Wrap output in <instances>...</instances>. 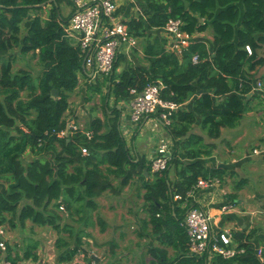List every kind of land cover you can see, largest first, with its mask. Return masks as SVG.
<instances>
[{
	"label": "trees",
	"instance_id": "trees-1",
	"mask_svg": "<svg viewBox=\"0 0 264 264\" xmlns=\"http://www.w3.org/2000/svg\"><path fill=\"white\" fill-rule=\"evenodd\" d=\"M63 1L72 6L66 16L61 12ZM141 1L144 17H132L125 23L137 43L140 41L146 63L130 62L117 72L122 59L119 56L112 72L99 76L97 86L91 89L100 93V86L105 87L101 96L104 119L93 120L88 139L86 131L81 130L56 134L67 129L68 98L76 89L79 76L86 73L78 43L64 31L74 9L72 0H0V56L17 46L22 54L34 52L41 65L33 77L22 70L12 72L8 57L0 64V226L8 223L15 228L17 221L23 227L27 220L48 226L58 235V259L71 260L83 242L84 216L98 208L96 197L111 188L109 174L123 175L120 183L125 185L131 170L137 169L141 178L143 169L149 170L146 160L135 162L126 147L116 105L130 100L131 87L141 91L147 84H158L162 86V97L180 105L191 100L192 109L179 107L166 127L174 145L180 144L184 151L174 153L168 168L154 173L153 182L143 184L152 233L157 234L162 247L149 248L151 258L147 264H264V254L262 258L256 256V245L245 240L243 233L233 234L234 243L244 248L241 254L231 258L207 252L190 255L188 238L180 225L190 205L178 209V203L186 200V192L198 176L218 177L225 172L201 162L199 158L209 156L214 143L193 146L203 141V136L190 132L199 119L198 126L205 137L218 138L221 128L235 127L241 119L246 110L243 96L251 92L256 81L249 71L264 63V0ZM168 17L181 18L182 28L189 33L209 29V47L206 42L195 40L181 55L169 51L167 38L150 33L160 30ZM245 45L250 46L251 53ZM194 54L198 55L195 63L191 58ZM52 89L57 90L56 95H52ZM22 91H27V98L21 97ZM111 99L113 105L108 107ZM82 146L87 147V155L81 154ZM24 153L32 158L23 162ZM171 164L179 169L180 178L175 184L166 176ZM175 194H180L181 199L174 201ZM60 207L71 219L63 225ZM73 223L80 227L72 246L59 234L67 231L72 236ZM97 223L104 221L97 217ZM167 247L172 249L170 256ZM33 252L26 249L20 257L36 260ZM20 257L12 256L7 248L6 258L11 264H18ZM87 259L92 263L90 255Z\"/></svg>",
	"mask_w": 264,
	"mask_h": 264
},
{
	"label": "crops",
	"instance_id": "crops-1",
	"mask_svg": "<svg viewBox=\"0 0 264 264\" xmlns=\"http://www.w3.org/2000/svg\"><path fill=\"white\" fill-rule=\"evenodd\" d=\"M116 4V14L124 23L132 17H144L141 0H116ZM150 33H157L165 37L162 28L152 30ZM194 36L195 40H202L209 47V42L212 40V33L209 29L204 32H196ZM119 52L116 57L117 63L119 62V56H122V59L115 69L117 72L121 71L127 63L143 64V62H146L143 60L140 41L131 51L122 48ZM249 72L252 79L262 81L264 86V63L255 66ZM99 76V74L91 72L83 73L79 76L76 89L70 94L69 100L70 102L73 101V103H70V107H73V114L69 118L66 116L67 121H75V118H78L80 114H86L89 124L84 131H91L90 126L94 119H104L105 106L102 103L101 96L105 92V87L100 86L102 93L91 89V87L97 86ZM79 94H82L80 100L83 101V104L81 106L78 105L79 102H74ZM243 97L246 101V110L243 112L238 124L232 128H221V134L218 138L205 137V134L198 128L199 119L193 125L190 134L203 136L201 137L203 141L199 140L193 146L198 145L199 147L203 142L214 143L211 154L199 158L201 162L209 168H223L225 172L221 176L222 180L211 175L198 176L197 180L206 179L208 182L210 181L209 187H196L195 183L192 194L186 196L184 202L178 203V209H182L187 203L190 206L192 204L200 206L210 216L212 231L229 230L232 234L243 233L245 240L247 238L250 243L257 246L264 242V156H250L249 153L253 146L264 144V90H252ZM84 103L90 106L87 105L86 109ZM112 105L113 100L111 99L108 107ZM116 107L120 110L118 123L126 147L131 156L135 158V162L139 159H145L149 170L147 171V168L143 169V178L137 173V169L135 171L131 170V177L125 185L120 183L123 175L109 174L108 179L111 188H107L96 197L98 208L89 212L86 216V222L89 225L86 229L87 240L84 244L87 252H90L91 257L93 256L92 259L95 264H126L127 259H111L114 253H120L123 250L126 243L131 244L136 255L142 253L145 250L144 248L147 247V252L141 255L146 254V259L150 260L151 256L148 252L150 246L148 245L152 241L154 243L157 238V234L152 233V225L149 222V203L145 202L143 198L145 193L143 184L153 182L155 172L150 170V159L154 155L158 139L162 136L169 137V134L165 125L157 119V116L145 118L139 124L131 123L129 100H121ZM180 107L191 110V100L184 102ZM108 113L110 112L108 111ZM148 123L152 124V130L157 133L158 139L155 141L152 140V137H141L143 127ZM225 135H230V137H225ZM182 139L187 141L188 138L183 137ZM225 142H227V145L224 147ZM180 147V144L174 145L176 152L184 151V149L180 150ZM181 158L184 161L186 160L184 157ZM101 167L104 169L106 164L103 163ZM127 169L129 171L130 167L128 166ZM178 170L173 164L168 169L166 176L172 184H175L180 178L177 174ZM227 171H230V188L225 183L227 179L229 180ZM214 180L218 182H213ZM180 199L173 198L174 201ZM227 200L232 201L236 207L222 212L221 206ZM185 213L180 222L183 228ZM97 217H100L104 223H97ZM141 233L142 235H140ZM143 237L146 238V241H143ZM14 243V237L7 233L6 245L7 248L12 249V256L17 255L12 248ZM235 243L237 242L235 241ZM123 255H125L124 252L121 256ZM28 259L21 258L19 263L28 264L26 262ZM88 262V264L91 263L90 260Z\"/></svg>",
	"mask_w": 264,
	"mask_h": 264
},
{
	"label": "built area",
	"instance_id": "built-area-1",
	"mask_svg": "<svg viewBox=\"0 0 264 264\" xmlns=\"http://www.w3.org/2000/svg\"><path fill=\"white\" fill-rule=\"evenodd\" d=\"M73 12L70 15L64 31L67 36L76 40L82 54V68L84 72L108 75L112 72L114 61L120 49L134 47L137 40L132 36L127 25L121 21L116 14V0H72ZM183 21L179 17H168L162 30L167 38L166 48L181 55L183 50L195 41V33H189L183 28ZM248 53H251L249 45H245ZM192 61H198V55H192ZM252 90L263 91V83L256 80L252 84ZM162 86L158 84H147L141 91L135 87L129 89L131 98L129 100L130 120L141 123L145 118L157 116L165 127L171 123L172 115L180 107V104L161 96ZM251 90V91H252ZM68 129L56 133L63 136ZM88 139L91 132L86 131ZM82 155L88 154L85 146L80 148ZM177 153L174 141L171 137H160L157 141L156 150L150 159V170L161 172L168 168ZM250 156H264V144L253 146ZM213 182H218L214 180ZM206 179H198L196 187H209ZM194 186V187H195ZM193 187L186 192V196L192 194ZM225 194V193H223ZM174 199L181 196L175 194ZM236 205L227 200L222 204L221 210L229 211L235 209ZM183 226L187 235V247L190 255H201L204 252L218 254L223 258H231L236 254L244 252V248L238 247L233 240V234L229 230L214 232L211 230L210 216L200 206H190L186 210ZM6 230L0 226V264H11L6 258ZM256 256L262 258L264 254V242L254 248Z\"/></svg>",
	"mask_w": 264,
	"mask_h": 264
},
{
	"label": "rangeland",
	"instance_id": "rangeland-1",
	"mask_svg": "<svg viewBox=\"0 0 264 264\" xmlns=\"http://www.w3.org/2000/svg\"><path fill=\"white\" fill-rule=\"evenodd\" d=\"M71 9L72 8H71V5H69V3H67L66 1L62 2L61 12L64 16L68 15L69 12L71 11ZM43 15H45L44 12H43ZM23 32H24V30L22 27L20 34L22 35ZM132 49H133V47H130L127 49V51H131ZM5 55L6 56H0V64L3 61H5L7 59V57L10 58L11 59V66H12V72H16L17 70H22V71L28 72L29 74H31V76L35 77L40 71L41 65L39 63L38 56L36 54H34V52H28L26 54H22L19 51V47L14 46L13 49L10 50ZM145 63L146 62H143V64H145ZM26 94H27V91H22L21 97L27 98ZM69 98H70V96H69ZM69 98H68L69 109L65 112V115L68 118L71 117L73 114V107H70V103H73V101L70 102ZM81 98H82V94H79V96L75 98L76 100H74V102H79V104H78L79 106H81V104H83V101L80 100ZM87 105L90 106L89 104L84 103V108L87 109ZM75 121H69L67 123L68 126L73 128L72 133H75L76 131H79V130L84 131L89 124L88 116L86 114H80L78 118H75ZM131 123H133V122H131ZM151 126H152V124L148 123L147 125H145L143 127V132L141 134V137H152V140L155 141L158 139L157 133L152 130ZM225 137H230V135H225ZM223 142H224V140H223ZM218 143H219V141H218ZM226 145H227V142H225L224 147ZM79 150H80V147H79ZM31 158H32V156L28 153L22 154L23 162H26L27 160H29ZM221 169H223V168H221ZM227 174L229 175V180L227 179V181L225 183L230 188V171H227ZM218 177L222 180L221 174ZM58 211H59V214L61 215L62 221H60V222L62 225L68 221H71L70 217L69 218L67 217L65 210L63 208H61V207L58 208ZM8 217H9V215L7 216V218ZM85 217H86V215L84 216L83 223L81 222V227H82L83 231L85 232L83 234V238H82L83 242L81 243L77 253L69 261H63V260L58 259L57 252H56L57 250L55 247V241H56V238L58 235L50 227L38 226L36 224H33L29 220L25 221V224L23 225V227L19 226L17 221H14V223L16 224L15 228L9 226L8 223H4V225H2V226L6 230V235L8 233L10 236L14 237L15 243L13 244L12 248L14 249V252H16L19 255V257L23 256L26 249L34 250L33 253H35L37 258H36V260H32V258H29L26 261L28 264H88L89 262L87 261V256L90 255V252H87V249H86V246L84 243L87 240L86 229L88 228L89 224L86 222ZM114 217H116V216H114ZM79 227H80V224L73 223L72 229L73 228H75V229L73 231L72 236H69V232H67V231H62L61 234H59V236L65 240H67L73 246V236H74V234H76L77 228H79ZM143 239H144L143 241H146L145 237H143ZM148 246H150L152 248L161 247V244L159 243V240L156 238L154 243L152 241V243L149 244ZM144 249L145 250L142 253H140L139 255H136V254H134V249L131 247V244L126 243L123 250L120 253H114V255H112L111 259L112 260H115V259L116 260H126L127 259L126 264H147L149 262V260L146 259L147 255L146 254L141 255V254L147 252V250H146L147 247ZM166 249L168 251V255L170 256L172 254V250L169 247H167ZM123 252L125 253V255L121 256L123 254ZM18 264H20L19 261H18ZM90 264H95V263L92 260V263H90Z\"/></svg>",
	"mask_w": 264,
	"mask_h": 264
},
{
	"label": "water",
	"instance_id": "water-1",
	"mask_svg": "<svg viewBox=\"0 0 264 264\" xmlns=\"http://www.w3.org/2000/svg\"><path fill=\"white\" fill-rule=\"evenodd\" d=\"M51 93H52V95H56L57 94V90L56 89H52Z\"/></svg>",
	"mask_w": 264,
	"mask_h": 264
}]
</instances>
